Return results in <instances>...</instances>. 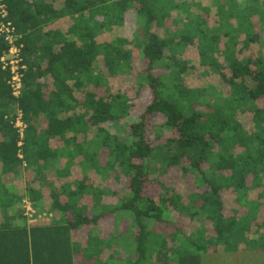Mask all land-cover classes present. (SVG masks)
Instances as JSON below:
<instances>
[{
    "label": "trees",
    "instance_id": "trees-1",
    "mask_svg": "<svg viewBox=\"0 0 264 264\" xmlns=\"http://www.w3.org/2000/svg\"><path fill=\"white\" fill-rule=\"evenodd\" d=\"M4 2L25 70L15 97L0 64V237L28 247L27 202L49 222L60 216L30 229L34 257L40 244L51 257L58 236L90 234L104 217L122 227L104 264L118 250L121 264H247L264 254V43L249 21L264 0H233L235 10L218 6L216 15L198 0ZM189 73L215 76L217 86L189 87ZM117 78L133 81L130 91ZM145 90L142 114L127 123ZM152 114L165 119L155 137L171 133L159 146L146 133ZM170 171L194 189L167 185ZM80 251L102 253L91 235Z\"/></svg>",
    "mask_w": 264,
    "mask_h": 264
},
{
    "label": "crops",
    "instance_id": "crops-1",
    "mask_svg": "<svg viewBox=\"0 0 264 264\" xmlns=\"http://www.w3.org/2000/svg\"><path fill=\"white\" fill-rule=\"evenodd\" d=\"M188 2L192 3L195 1L188 0ZM73 169H76V171L77 169L79 170V165L74 166ZM75 178L77 180L83 178L81 171L80 174L75 175ZM35 210H38L37 215L46 213V210L42 211L37 208ZM47 214L48 217L42 220H32L29 217L26 219V225L23 230H25V232H27L28 234V247H24V237L22 238L21 245L18 236L13 237V239L0 237V239H9L8 241H3L4 243L0 244V250H2L0 251V264H104L106 261L108 262L112 257V253L110 250V237L119 234L122 227L118 225V228L116 230L115 226L112 224V221L107 217H104L100 221H98V223L93 227L90 234H88V231L90 229L85 228L81 230L72 229L69 235L63 234L58 236L56 238L58 240L57 248H53V244L52 248L50 249L51 257H49L45 253L44 246L40 244L39 250H41V252L39 253L38 257H34L32 252L33 249L30 237V229L34 227L38 222H40L41 229L50 225L49 223L60 222V216L56 213H54L52 217L53 219H51V222H49L52 214ZM90 235L93 238L95 237L98 239V249L102 250L99 260L96 259L98 257V254H94V257L85 258L84 252L80 251L81 248H85L88 236ZM42 237L45 238L44 235H42ZM120 251L121 250H118L117 254H114L116 258L113 259V264H121L122 258L120 255Z\"/></svg>",
    "mask_w": 264,
    "mask_h": 264
},
{
    "label": "rangeland",
    "instance_id": "rangeland-1",
    "mask_svg": "<svg viewBox=\"0 0 264 264\" xmlns=\"http://www.w3.org/2000/svg\"><path fill=\"white\" fill-rule=\"evenodd\" d=\"M188 1V0H187ZM193 1H197V0H193ZM202 3V6L203 7H208L209 8V11L211 12V14H218V6L222 7L223 5H226V9L227 7H229L231 10H235L234 6L235 4H233V0H219L217 2V0H198ZM236 1V3L238 5H241V6H247V5H253V1L254 0H234ZM261 2V0H259ZM236 6V5H235ZM254 8L256 6H253ZM253 7L251 8H248L246 11H244V15L247 13V11H254ZM200 9H198L199 11ZM230 12V10H229ZM261 13H262V16H259V17H262L263 20L260 22L259 20V17L258 15H256L257 19L253 16H251L249 18V21L253 24V31L258 33L259 34V38H260V42L261 43H264V8H261ZM253 19V20H252ZM215 24H216V21L214 19H211ZM230 20V21H229ZM228 21L230 24H232V26H235L236 25V22L234 20V18H230ZM258 21V23H257ZM260 24V25H259ZM256 25H258V27H256ZM258 47L256 45L253 46V50H256ZM191 57V59H194L195 57L194 56H189ZM134 69H142L143 66L141 64H134ZM186 79H188V85L189 87H192V88H201V87H205V86H213V87H216L217 86V78L215 76H211L209 79H205L201 76H196V74H186ZM117 81L119 83H122L121 84V87L126 89V90H129L132 88L133 86V81L131 80H125V79H122V78H117ZM130 91V90H129ZM148 90H145V94L143 96H145L143 99H141L140 101H137V100H134L135 102L138 103L137 105V108L136 109H131L130 113H129V116L125 119V121L127 123H130V122H136L137 119L140 117V115L142 114L143 112V109L145 108L147 102V98L148 97ZM133 101V102H134ZM140 104H142L140 106ZM258 106L263 108L264 109V98L259 101L258 103ZM146 133L147 135L149 136V141H150V144L151 145H155V146H159L161 145L164 141H165V136H170L171 133L169 132H164V136H160V137H155L156 133L159 131V126H162L165 122V119L163 118L162 115L160 114H152V115H147L146 117ZM247 126V122L245 121L244 122ZM179 172H172L170 171L168 173L167 176H164L162 179V181H164L167 185H176V190L177 191H180V193H183V194H187L190 190L194 189V186L193 185H190L192 179L189 177H186V178H178V175ZM157 179V174L154 173L153 171V174L151 175V182H155V180ZM114 181L111 180V178L109 177V179L106 180V185L108 186H113ZM154 186L155 184L153 183H150V182H146V185H145V191H144V194H146V196L148 197H151V198H156V193H154ZM125 219V218H124ZM194 229V227L191 225H189L186 229H185V234H188V232L192 231ZM131 248V245H127V248L123 247L122 249V254H127L128 253V250ZM205 262H207V260L205 259ZM213 260L212 261H209L208 259V262L206 264H212ZM222 263V262H221ZM255 263H258V264H263L264 263V254H262V256L258 257L256 255H254L253 257H250V259L248 258L247 260V264H255ZM217 264V263H216Z\"/></svg>",
    "mask_w": 264,
    "mask_h": 264
},
{
    "label": "built area",
    "instance_id": "built-area-1",
    "mask_svg": "<svg viewBox=\"0 0 264 264\" xmlns=\"http://www.w3.org/2000/svg\"><path fill=\"white\" fill-rule=\"evenodd\" d=\"M7 16V6L4 0H0V46L2 44L8 46V50L0 58V64L3 70H9L10 80L8 81V85L12 95L17 97L22 89L23 74L21 71L25 70V66L21 65L22 59L20 54L22 45L16 44L18 38L15 33V28L12 26L11 22L7 20ZM15 126L19 128V130H23L24 128L19 118L16 120ZM24 205L29 214L28 216L32 220H42L48 217L47 212L37 215L27 202H24Z\"/></svg>",
    "mask_w": 264,
    "mask_h": 264
}]
</instances>
